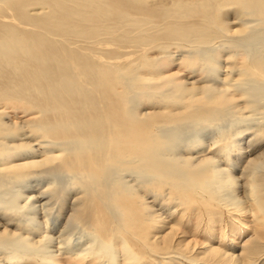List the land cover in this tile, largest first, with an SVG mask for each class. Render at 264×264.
<instances>
[{
	"label": "bare ground",
	"instance_id": "6f19581e",
	"mask_svg": "<svg viewBox=\"0 0 264 264\" xmlns=\"http://www.w3.org/2000/svg\"><path fill=\"white\" fill-rule=\"evenodd\" d=\"M176 59L177 73L191 68L200 84L187 87L173 75ZM220 69L237 73L229 87H213ZM239 100L246 103L238 111L249 115L234 112ZM247 122L256 126L248 143L264 145V0H0V210L13 218L7 224L24 220L12 229L0 223V249L10 256L24 248L23 261L36 264L60 263L55 253L105 264L111 238L140 249L151 239L169 245L170 230L150 232L149 223L163 218L133 190L141 183L157 193L153 199L168 187L184 206L197 204V191L203 192L204 224L185 223L210 241L227 236L240 249L235 256L202 242L210 264L261 258L264 151L257 161L248 152L243 157L258 242L238 243L234 229L216 225L223 221L214 216H225L209 210L243 211L221 163L232 155L229 145L239 150L234 137ZM205 133H213L221 157H177ZM35 180L41 181L31 185ZM46 181L53 187L48 200L42 191L18 196ZM177 213L180 223L187 212ZM62 218L57 239L48 235L50 223ZM72 228L86 237L73 252ZM129 250L121 248L131 261Z\"/></svg>",
	"mask_w": 264,
	"mask_h": 264
},
{
	"label": "rangeland",
	"instance_id": "374dc122",
	"mask_svg": "<svg viewBox=\"0 0 264 264\" xmlns=\"http://www.w3.org/2000/svg\"><path fill=\"white\" fill-rule=\"evenodd\" d=\"M178 59L174 60L173 65H172V73L173 75H177L178 78L182 79L183 82L186 83L187 87H191L192 85H196V81H197V85L200 84L198 82V78H194V76H192L191 74H189V72L191 71V68H187L189 69L188 71H185L184 74L179 75L177 73L178 68L176 65L178 64ZM180 62H182V59H180ZM185 69V68H184ZM194 71L196 70L193 69ZM226 71L223 70H218V78L216 77L215 80L217 79L216 84H214L213 87L215 88H226L229 87L231 85V81L237 79L236 75L237 73H234L233 75H229L226 76ZM214 79V76H212L210 78V80ZM205 83V82H203ZM238 100V99H237ZM246 100H239V101H234L232 103L233 106H236V110H234V112L236 113H241L242 115H249L247 111H238V108H242V106H245ZM247 112V113H246ZM255 124V122H254ZM251 122H247L244 124V126L240 127V129L237 131L238 135L235 136V144L239 147V150H236L233 146L231 147V145H229L230 151L232 153V155L230 156L229 159H222V163H221V167L227 169L225 172L227 173V175L231 178H233V181L236 183V187H233V189H231V196L239 199L240 200V204L243 208L242 212H236V210L233 207L228 206L227 209L223 208V207H219V206H213L212 208H210L209 210H213L215 213H218L217 215H224V218H220L219 216H214L215 218L219 219L220 221H223L221 223H216V225L222 224V228L226 227H231V229H234V235L239 234L237 242L239 243H244L247 240L250 239V237L253 239V241L257 240L255 239V233L254 230H256V226H257V220H258V213L255 212L253 206H250L248 201L245 199V192L247 189V184H249V181H247V176L249 174V169L247 168V161L246 159L243 160V157H245V153L249 154L251 153L249 159L253 160V161H257L258 158L256 156L259 155V153H261L262 151H264V145H261L260 147H258V144H250L248 143L249 141H252V132L256 129V126ZM247 126H252L251 130L246 131L245 129L247 128ZM213 133L212 134H204V136L201 137L199 143H195L192 146V151H190L188 154L185 153H181L178 152L176 155L177 157H183V158H188V157H194L195 159L197 158H201L202 156L206 155V157H211L214 156L215 159H217L218 157H221L223 154V152H219V148L212 145L213 142ZM238 139H237V138ZM264 138L262 135H259V139ZM260 149V150H258ZM245 151V152H244ZM226 151L224 150V153ZM221 155V156H220ZM224 163V164H223ZM41 180H35L31 185H36V183L39 184ZM247 181V182H245ZM48 181H46L43 184L38 185V187L33 190V191H21V189L18 190V196L20 197V195L22 197H26V196H30V195H37L39 193L44 194V196H46L47 200L48 198H50V195L52 192H50V189H52L53 187L48 185L49 183H47ZM51 182V181H49ZM27 184L23 185L26 186ZM58 188V187H57ZM46 190V191H45ZM133 190L137 193V195L141 198V201L143 203V205L145 207H150L152 206V212L154 211V213L156 214H161V217L163 218V222L162 223H149V227H150V232L157 234L158 231L159 233L157 235H162L166 232H168L170 230V239H171V243L168 244H163L162 242H160L161 244L155 242L158 241L156 239L152 240L151 239V243L149 244L150 246H146L147 248H138L135 247L134 243L132 242H125V243H120L121 240L119 239H114L111 238V240L109 241V246L108 248L105 250H109L110 249V253L108 255V257H106L105 259V264H210L211 261L209 259L204 258L203 255V246L201 248L200 243L204 242L206 244L209 243L211 244L212 242V246H217L220 247L222 250L226 251L229 254H233L235 256L239 255L240 253V249L234 247V242H226V237L224 238H218L214 241H210L207 238V233H205L204 231H200L199 228L194 231H191L192 225L196 224L195 222H197V225H202L204 224L203 222H201L204 213L203 210H201V208L199 206H201V203L199 202H203L204 199L203 197V192H201V190H198L197 194L195 197H197V204H193V205H188V206H184L180 204V201L175 197V196H170L169 193V189L168 187L164 186L162 187L161 190V194L162 196L158 195L157 198L153 199L155 195H157V193H155L153 191L152 187H148V186H142L141 183H136L133 187ZM32 192V193H31ZM144 195V197H143ZM161 198H165L164 204L162 205ZM43 200V199H42ZM167 200V201H165ZM44 201H42L43 203ZM146 203V204H145ZM160 203L157 207V204ZM180 206H178V205ZM160 206V207H159ZM163 206V207H162ZM174 206V207H173ZM162 207V208H161ZM204 209V208H203ZM150 210V209H149ZM176 210V212L172 214V212ZM180 210L181 211H186L187 215L185 217H183V219H180V223H177V216L179 215L177 212ZM222 212L221 213H219ZM201 212V213H199ZM245 212V213H244ZM1 214H5L0 210V223L2 224H7V220L8 221H12L13 218H11V220H9V216H4L1 217ZM189 214V215H188ZM191 214V215H190ZM195 214L200 215V217H196ZM242 214V215H240ZM197 215V216H198ZM67 216V215H66ZM64 217V216H63ZM211 216H207V218ZM219 217V218H218ZM243 217V218H242ZM189 218V219H188ZM237 218L239 219V222L237 220ZM257 218V220H256ZM21 219V218H20ZM183 220V221H182ZM237 220V221H235ZM20 221L24 222V220H19L16 219V223H10L12 224V226L9 224H7L8 229H12L14 228V224H22ZM191 222V221H195L194 224L193 223H185V222ZM65 220L62 218L60 223H50L51 226V233H49L48 235L50 236H54L56 239L60 234V231L63 229ZM235 222V223H233ZM241 223L242 224V229H240L241 231L243 230V232L241 233L239 231V228H241V226L239 227L238 224ZM224 225V226H223ZM10 227V228H9ZM233 227V228H232ZM72 228L71 230H68V235H69V246L71 247V252H73L75 249L79 248V245H77V243H83V241L86 240V237L84 236L83 230L82 228ZM74 231V232H73ZM226 231V229H225ZM76 232H80V233H76ZM74 233V234H73ZM80 234V235H79ZM40 235V233H36L34 234L32 237L34 238V240L38 239V236ZM79 236V238H78ZM181 237V238H180ZM233 237V236H232ZM230 237V238H232ZM228 238V237H227ZM84 239V240H82ZM220 239V241H219ZM222 239V240H221ZM80 240V241H79ZM59 241V239H58ZM78 241V242H77ZM183 241V243L181 242ZM77 242V243H75ZM180 242V243H179ZM193 242H197V245L194 246V249H190V246H188L187 251H183V249H179L181 244L185 245L186 243H188L189 245H192ZM258 242V240H257ZM119 243L120 246H116L115 244ZM156 244V246H155ZM179 244V246H178ZM234 244V245H233ZM74 245V246H73ZM171 245V246H170ZM225 245V246H224ZM125 246L126 248H129V256H131V261L130 260H126L125 258V254L123 251H121V248ZM153 246V247H151ZM264 246V244H263ZM61 246L58 247V250ZM57 248V247H56ZM63 249H66V247L64 248L62 246V248H60L59 251H62ZM146 249V251H145ZM24 248L19 251H17L14 254H11L10 256H8V254H5V252L0 249V264H36L35 260H30L28 261H23L25 260L22 256V254H20V252H23ZM118 250V251H117ZM152 250V251H151ZM64 252L66 250H63ZM121 251V252H120ZM264 252V250H263ZM262 252V253H263ZM118 253V254H117ZM120 253V254H119ZM53 256H55V259L58 260V264H91L92 262V258L90 257H85V258H81L80 259H72L69 257V254H61L59 255V253H55ZM29 259H32L33 256H28ZM254 260H251L250 263H244V264H264V253L261 255V258L258 256L254 257ZM71 259V260H70ZM78 261V262H77ZM11 262V263H10ZM21 262V263H20Z\"/></svg>",
	"mask_w": 264,
	"mask_h": 264
}]
</instances>
